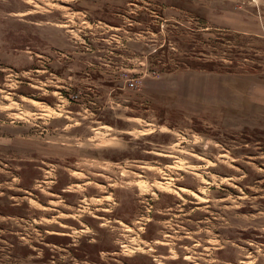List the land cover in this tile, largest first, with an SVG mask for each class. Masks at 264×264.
Instances as JSON below:
<instances>
[{"label":"rangeland","instance_id":"374dc122","mask_svg":"<svg viewBox=\"0 0 264 264\" xmlns=\"http://www.w3.org/2000/svg\"><path fill=\"white\" fill-rule=\"evenodd\" d=\"M0 264H264V0H0Z\"/></svg>","mask_w":264,"mask_h":264}]
</instances>
